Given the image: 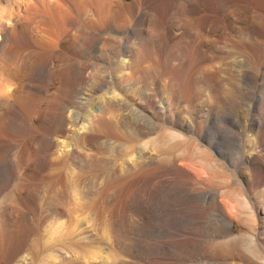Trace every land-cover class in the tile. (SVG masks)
I'll return each mask as SVG.
<instances>
[{"label":"rangeland","instance_id":"1","mask_svg":"<svg viewBox=\"0 0 264 264\" xmlns=\"http://www.w3.org/2000/svg\"><path fill=\"white\" fill-rule=\"evenodd\" d=\"M6 1L9 2L0 0V9ZM163 1L150 24L145 23V0H122L121 4L111 7L113 12L119 7L123 13L127 12L128 3L136 8L137 15L131 25L135 44H130L134 46L133 50L139 51L140 38H143L151 52L152 60L149 63L152 82L148 101H141V88L137 87L139 84L132 85V90L126 91L129 90L126 84L114 86L112 83L123 72L117 63L110 61V56L121 43L120 34L113 30L115 20L110 19L101 29L90 26L88 42L91 43L96 37L102 39V54L91 53L88 48L67 51L71 38L59 43L47 42L40 29L31 31L33 42L28 40L19 46V53L27 56L42 52L43 45L54 47L59 52L65 51L70 59L65 62L77 64L81 72L85 70L90 81L85 86L75 81L69 95L63 97L59 92L60 81L51 79L43 68H36L30 81L31 86L35 87L32 89L34 109L31 111L13 104L0 110V116L7 114L9 118V127L0 137L6 145L4 153L8 160L7 176L3 177V182L0 179V203L7 202L9 206L15 204L21 210L7 217L0 226V243L15 237L13 231L26 216L33 227L30 236L26 235L29 237L25 243L26 250H32L39 240L47 239L51 232L40 208L45 204L48 185L56 176V169L41 164L37 177L41 178V182H37L39 198L31 202L30 193L16 192L13 202L11 195L19 181L14 153L20 149V145L22 147L29 143V147L30 144L36 146L35 137L43 136L46 133L43 130H48V126L60 130V133L54 131L53 138H60L58 140L64 145L69 143L79 133V126L87 117L85 111H82L76 124H66L64 117L67 112L77 108L75 105L81 94L87 96L83 100L85 105L94 110L99 95L108 90L114 91L119 100L127 99L137 106L134 113L123 112V122L111 119L112 125L116 123L121 132L122 139L118 140V146L110 144L115 138L107 132L103 138L106 172L116 163L123 181L118 187L116 184V187L114 184H106L101 203L107 218L122 229V234L120 231L121 235L115 244H111L108 234L104 233L103 240L88 242L81 252L76 249L75 264L79 261V253L86 260L90 259L92 264H208L212 261L215 250L211 241L213 225L210 207L214 187L219 186L224 191L239 186L231 174L232 167L229 164L231 149L227 140L231 135L223 136V129L245 122L246 74L253 68L259 71L264 61V0L224 3L215 0ZM93 17L92 11L88 10L82 18L90 23ZM9 54L10 58L13 53ZM7 56L0 50V67L8 62ZM39 59L43 65L54 69L64 62L52 55ZM111 65L114 68L109 72ZM99 83L104 86L102 90H96ZM171 91L175 93V98L170 102L168 98ZM56 96L60 98L47 114L50 100ZM73 102L76 104L73 105ZM61 110H64L62 117L59 115ZM150 123L155 126L147 128ZM142 126L145 132L142 138L137 137L135 131ZM62 129L65 130L61 133ZM146 130L149 133L146 134ZM172 132L178 136L172 138ZM28 146L23 147L25 151L21 154L24 163H27L29 156ZM62 151L63 147L55 146L51 151L53 155L49 157ZM143 151L145 155L152 153L155 156L151 160L153 169L138 175L132 166L140 160ZM182 159L187 165L176 167L175 162L180 163ZM201 163L208 165L204 168ZM33 168L32 163L26 166L24 179L20 182L35 180L32 176ZM226 176H229L228 183ZM195 177L200 178L196 180ZM80 198L75 188H66L59 196V203L76 210L83 201ZM34 204L38 206L37 211L31 208ZM75 210L71 216L77 222L82 215L78 209ZM242 221L249 227L254 226L246 217H242ZM43 255L38 252L37 258Z\"/></svg>","mask_w":264,"mask_h":264},{"label":"bare ground","instance_id":"2","mask_svg":"<svg viewBox=\"0 0 264 264\" xmlns=\"http://www.w3.org/2000/svg\"><path fill=\"white\" fill-rule=\"evenodd\" d=\"M8 1H6L7 4L5 3V6L1 5L0 9V50L8 54L6 58L8 62L0 67V110L13 104L20 108H28L31 111L34 109L35 100L33 99L32 89L35 87L31 86L30 81L34 71H37L36 68H43L51 79L60 81L61 88L59 92L62 96L65 94L69 95L68 93H70L75 81H78L83 86L87 84L89 75L84 72L85 70L81 72L77 64L65 62L70 61L65 51L59 52L54 47L50 48L47 45H43L42 52L28 54V56L20 54L18 49L20 45L25 44L28 40L33 42L30 38L32 30L40 29L45 35V40H48L47 42L59 43L71 38L67 51L77 48H88L91 53H97L98 55V52H101L103 47L101 46L102 39L94 37L95 39L93 40L91 38V43L88 42L90 26L93 29H101L110 19L112 21L115 20L114 28H112L120 34L119 39H121V43L117 46L115 53L110 56V61L117 63L119 68L123 70L115 77L112 83L114 86L126 84V87L129 86V90L126 89V91H131L132 85L139 84L137 87L140 86L141 88V101H148L152 82L149 61L152 60V57L145 39L140 38L141 49L139 51L138 49L136 51L133 50V45L130 44H135L131 25L137 15L136 8H133L131 4H127V12L123 13L121 9H118L119 7L114 12L111 8L114 4L118 5L122 0ZM145 1L147 3L145 5L147 6V12L144 17L145 23L150 24L163 0ZM215 1L224 3L233 2L234 0ZM88 10L92 11L94 15L90 23H86L83 20L84 18H82ZM38 47H41V45ZM9 53H13L11 57L14 60H11V57V59L9 58ZM46 55H52L55 58L59 57L60 61L64 62L56 69L48 67L46 64L43 65L39 59ZM109 63L111 64V62ZM260 66L259 71H255L253 68L249 69L246 74L247 111L245 113V122H238L234 124L235 126L223 129V136L225 134L231 135V138L227 140L231 149L229 164L232 167L231 174L239 186L224 191L219 186L214 187L210 214L212 215L211 221L213 225L211 241L213 242L215 253L212 261L210 260L211 262L209 261L208 264H264V61H262ZM112 67L114 68L113 65L109 66V72H111ZM111 77L110 79L112 80L113 78ZM110 82L109 80V84ZM96 88V90H102L104 86L99 83ZM81 92L84 91L82 90ZM81 95L79 102L75 103L76 105L74 102L72 103L77 108L74 107L73 111L70 110L67 115L65 114V117L63 116L66 124H76L82 111H85L87 117L86 121L80 124L79 133L69 143L64 145L62 141L58 140L60 138H53L55 135L53 134L55 133L54 131L59 132V128L45 126L48 128V130H43L46 133L42 134L43 136L37 135L35 137L36 146H31L30 144L29 147V143L26 145L29 151L27 163H24L21 158V154L25 151V148H23L26 147L25 145H22V147L20 145V149L14 153L13 159L17 167L16 172L19 181L15 187L13 186V194L12 192L8 193L12 194L11 200L13 202L16 192L30 193L32 195L31 202L39 198L38 183L41 182V178L37 177L39 175L38 167H41V164L54 166L53 168L56 169V176L48 185L44 199L45 204L40 208L44 213V220L51 228V232L48 234L49 237L47 239L39 240L32 250H26L25 243L29 238L26 235L30 236L33 231V227L26 216L16 230L13 231L15 237H9L5 242L0 243V264H75L74 253L76 249L81 252L89 244L88 242L103 240L104 233L108 234L111 244H115L118 239L122 229L107 218L104 212L105 208H103L101 203V197L106 184L109 183L110 186L111 184H116L118 187V184L123 180L120 173L121 170L116 163L106 172L107 166L103 158L105 140L103 138L107 132L111 137L115 138L113 141L109 140L110 144L114 147L118 146V140L122 139L121 132L117 129L116 123V125L114 124L116 127L112 125L111 119L121 123L125 118L123 114L136 112L137 106L128 102L127 99L119 100L114 91L105 90L103 94L99 95L98 103L92 110L83 101L87 96ZM58 98L60 97L56 96L50 100L47 114L50 113V107L57 103ZM174 98L175 93L171 91L168 101L171 102ZM62 111L64 110H61L60 116L64 115ZM8 119L7 114L0 116V137H3L6 132ZM154 126L150 123L147 128H153ZM64 130L62 129L61 133ZM144 132L142 126L137 132L135 131L138 134L135 135L141 137ZM147 133L149 132L147 131ZM170 135L172 138L178 136L175 132ZM135 140L138 139L135 138ZM55 146L63 147V151L59 154L56 153V156L50 158L49 156L53 155L51 151ZM5 147L6 145L0 140V179L2 178V182L3 177L7 176L6 168L8 165V160L4 153ZM43 152L48 153L43 154ZM117 153L116 155H118ZM153 158L155 156L152 153L145 155L143 151L140 160L132 166L133 171L138 175L149 172L153 169L151 163ZM31 163L34 165V172L32 171L33 173H31L35 180L25 183L23 181L20 182L24 179L23 176L25 174L23 175V173L26 166ZM185 164L187 165L183 159L180 163L175 162L176 167H183ZM201 164L204 168L208 165L207 163ZM228 177L226 176L225 178L227 183ZM66 188H75L81 196L80 199L83 200L79 207H76L82 215V218L78 219L77 222H74L71 216L75 209L72 210V208L59 203V196ZM7 199L9 202L8 196ZM5 203L7 204V202ZM6 204L0 203V226L7 217L21 211L14 203V205L10 206ZM37 207L34 204L31 208L37 211ZM25 214L28 215V213ZM242 217H246V220L254 223V226L249 227L246 222H241ZM23 250L26 251L24 252ZM22 251L24 253H21ZM38 252L44 253L40 259L37 258ZM84 257L83 254L79 253L77 256L79 261L76 264H92L90 259L86 260Z\"/></svg>","mask_w":264,"mask_h":264}]
</instances>
